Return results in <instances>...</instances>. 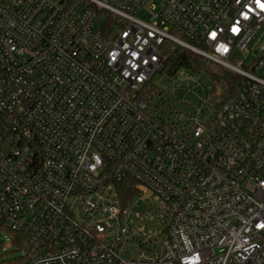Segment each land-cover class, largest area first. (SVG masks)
I'll return each instance as SVG.
<instances>
[{"label":"built area","instance_id":"2783aa9c","mask_svg":"<svg viewBox=\"0 0 264 264\" xmlns=\"http://www.w3.org/2000/svg\"><path fill=\"white\" fill-rule=\"evenodd\" d=\"M261 5L0 0V220L28 237L11 264H264ZM166 41L240 77L208 121L147 102ZM126 177L173 205L130 259Z\"/></svg>","mask_w":264,"mask_h":264},{"label":"rangeland","instance_id":"374dc122","mask_svg":"<svg viewBox=\"0 0 264 264\" xmlns=\"http://www.w3.org/2000/svg\"><path fill=\"white\" fill-rule=\"evenodd\" d=\"M252 60L253 56L250 53L241 52L235 56V59L231 58L229 62L237 67L246 68ZM182 72L181 80L177 81L175 76L164 75L160 66L151 78V82L157 87V92L148 98L147 102L155 106L163 101L165 115L171 119L176 118L177 112H179L185 116L196 117L199 121H208L211 116V107L217 98L219 99L215 92L220 90L219 92L222 93L221 85L214 83L212 78L203 71L182 70ZM204 101L207 105L203 104ZM198 108L200 111L196 114ZM141 193V196L132 200L129 208L128 223L132 227L134 238L130 239L131 250L123 249L122 258L124 259H130L136 254V243L142 242L145 237L159 241L160 230L166 225L172 214L173 205L171 203L164 202L153 192ZM0 239L8 243L9 235L2 233ZM9 257L13 258V256Z\"/></svg>","mask_w":264,"mask_h":264},{"label":"trees","instance_id":"16d2710c","mask_svg":"<svg viewBox=\"0 0 264 264\" xmlns=\"http://www.w3.org/2000/svg\"><path fill=\"white\" fill-rule=\"evenodd\" d=\"M161 54L163 56L161 68L166 76L173 77L182 70L203 71L212 78L214 83L221 85L222 98H225L240 80V77L231 70L171 41L162 44ZM147 89L151 95L157 92V87L153 83H150ZM116 190L123 209L129 207L135 197L140 196V191L130 177L118 183ZM2 233L9 235L10 241L5 243L0 239V264H11L12 260L20 257L23 244L28 237L22 233L10 231L0 220V237Z\"/></svg>","mask_w":264,"mask_h":264},{"label":"snow or ice","instance_id":"6c2138e0","mask_svg":"<svg viewBox=\"0 0 264 264\" xmlns=\"http://www.w3.org/2000/svg\"><path fill=\"white\" fill-rule=\"evenodd\" d=\"M261 7H264V5H261ZM234 31H236V29H234Z\"/></svg>","mask_w":264,"mask_h":264}]
</instances>
